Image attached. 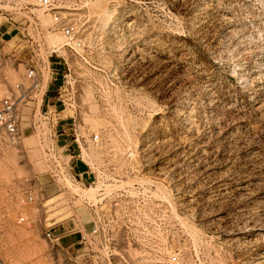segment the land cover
I'll use <instances>...</instances> for the list:
<instances>
[{
    "label": "rangeland",
    "instance_id": "obj_1",
    "mask_svg": "<svg viewBox=\"0 0 264 264\" xmlns=\"http://www.w3.org/2000/svg\"><path fill=\"white\" fill-rule=\"evenodd\" d=\"M62 4L80 46L37 6L22 14L0 6V99L29 84L28 68L38 83L22 104L21 138L0 145V264H86L95 253L78 243L90 227L82 199L94 193L61 175L82 163L54 169L77 154L74 145L64 151L72 127L98 133L113 153L144 148L147 169L168 174L169 188L157 183L155 195L183 223L171 239L177 264H264V0ZM54 34L64 40L56 48ZM61 74L63 86L49 91ZM49 227L60 234L54 245Z\"/></svg>",
    "mask_w": 264,
    "mask_h": 264
},
{
    "label": "built area",
    "instance_id": "obj_2",
    "mask_svg": "<svg viewBox=\"0 0 264 264\" xmlns=\"http://www.w3.org/2000/svg\"><path fill=\"white\" fill-rule=\"evenodd\" d=\"M32 1L0 0V6L7 8V12L22 14L27 12L30 4L35 5L50 15L51 27L61 31L68 43L81 45L74 20L64 11V0ZM25 77L29 82L27 86L16 83L0 99V145H14L22 136V104H27L32 90L38 85L35 68H28ZM65 77L61 74L62 83ZM55 80L56 77L51 78V82ZM62 86L57 87L58 91ZM66 136L71 139H65L64 151L74 145L77 154L71 155L72 159L63 167L55 164V174L59 176L63 172L58 170L59 167L72 169L73 159L79 160L82 169L61 175L67 176L73 184L95 189L94 201L83 200L90 227L80 231L78 243L82 250L85 249L84 255L90 250L95 252L85 256V263L130 264L124 257L125 252V255L132 256L131 262L177 264L179 252L170 251L173 247L171 239L174 227L177 238L182 234L183 223L177 213L176 220L171 221L174 214L167 202L155 195L157 183L169 188L168 174L165 171L154 174L148 170L147 163L142 160L144 148L139 146H123L113 153L103 145L98 133L85 135L72 127ZM88 147L100 153L96 160L83 158L81 149ZM48 152V156L54 155L51 149ZM24 200L32 202L34 197L28 191ZM26 220L25 216L18 218L19 223ZM51 227L45 229L44 238L54 245L60 234Z\"/></svg>",
    "mask_w": 264,
    "mask_h": 264
},
{
    "label": "bare ground",
    "instance_id": "obj_3",
    "mask_svg": "<svg viewBox=\"0 0 264 264\" xmlns=\"http://www.w3.org/2000/svg\"><path fill=\"white\" fill-rule=\"evenodd\" d=\"M30 2L31 3H33V1L32 0H30ZM94 4V3H93ZM92 4V5H93ZM94 6L95 7H99V3H96V4H94ZM101 7V6H100ZM102 8V7H101ZM41 10V9H40ZM94 11H96V9H94ZM99 11V10H98ZM42 11H39V15L41 16L42 15ZM49 15V14H48ZM42 17H44V16H42ZM46 17V16H45ZM41 19H44V18H41ZM47 20V19H46ZM45 20V21H46ZM64 40H63V37L62 36H60V35H58V34H54V35H51V36H49V39H48V42H49V44H50V46H52V47H58L62 42H63ZM51 47V48H52ZM68 180H69V183L72 185V186H74V187H77V186H79V185H77V184H73L71 181H70V179L68 178ZM87 187V189H82L83 191V193H94L93 194V197H91V198H88V197H84L82 200H84V199H86V200H88V201H94V197H95V189L93 188V187H88V186H86ZM91 195V194H90ZM81 206H82V208H83V216H84V218L87 220L88 219V215H87V212H86V210H85V206H84V203H82L81 204ZM138 264H145V263H143V262H141V263H138Z\"/></svg>",
    "mask_w": 264,
    "mask_h": 264
},
{
    "label": "crops",
    "instance_id": "obj_4",
    "mask_svg": "<svg viewBox=\"0 0 264 264\" xmlns=\"http://www.w3.org/2000/svg\"><path fill=\"white\" fill-rule=\"evenodd\" d=\"M55 82L57 84L54 86ZM61 82H62L61 77H56V80L54 82H51V84L48 86V90L49 91H51V90L53 91L55 89L57 90V87L60 85ZM52 97H54V96H52Z\"/></svg>",
    "mask_w": 264,
    "mask_h": 264
}]
</instances>
